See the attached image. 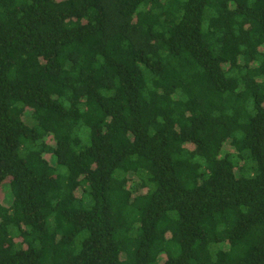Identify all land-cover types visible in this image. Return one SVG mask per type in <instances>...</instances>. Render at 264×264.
I'll return each instance as SVG.
<instances>
[{
	"label": "trees",
	"instance_id": "obj_1",
	"mask_svg": "<svg viewBox=\"0 0 264 264\" xmlns=\"http://www.w3.org/2000/svg\"><path fill=\"white\" fill-rule=\"evenodd\" d=\"M0 264H264V0H0Z\"/></svg>",
	"mask_w": 264,
	"mask_h": 264
},
{
	"label": "rangeland",
	"instance_id": "obj_2",
	"mask_svg": "<svg viewBox=\"0 0 264 264\" xmlns=\"http://www.w3.org/2000/svg\"><path fill=\"white\" fill-rule=\"evenodd\" d=\"M7 195H8V193H7V191L6 190H2L1 191V193H0V197H1V199L2 200H4V201H7L8 199H7Z\"/></svg>",
	"mask_w": 264,
	"mask_h": 264
}]
</instances>
